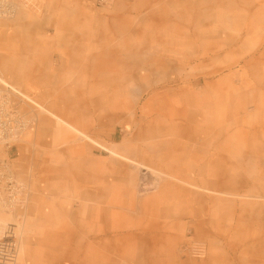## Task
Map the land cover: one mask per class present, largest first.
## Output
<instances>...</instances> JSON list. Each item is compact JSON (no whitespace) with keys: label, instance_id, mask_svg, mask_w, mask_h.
I'll list each match as a JSON object with an SVG mask.
<instances>
[{"label":"rangeland","instance_id":"obj_1","mask_svg":"<svg viewBox=\"0 0 264 264\" xmlns=\"http://www.w3.org/2000/svg\"><path fill=\"white\" fill-rule=\"evenodd\" d=\"M111 2H8L15 12L0 27L29 25L26 52L55 58L87 41L86 55L107 65L95 77L78 63L55 79L90 106L87 121L73 124L88 138L72 129L38 138L29 122L0 140V171L20 186L15 204L0 205V239L15 229L21 264H264V0ZM2 52L13 61L31 55ZM125 82L146 89L140 99L118 93ZM0 91L13 111L37 110L11 88ZM105 100L123 109L99 131ZM135 123L156 138L136 140ZM124 157L154 160L160 171ZM72 164L93 186H131L125 177H136L142 195L165 194L143 220L104 236L84 221L91 213L80 206ZM8 186L0 180L4 200Z\"/></svg>","mask_w":264,"mask_h":264},{"label":"bare ground","instance_id":"obj_2","mask_svg":"<svg viewBox=\"0 0 264 264\" xmlns=\"http://www.w3.org/2000/svg\"><path fill=\"white\" fill-rule=\"evenodd\" d=\"M7 2V3H6ZM9 0H0V22L5 19H9L14 14L13 6L8 3ZM13 32H7L10 28L8 24L1 25L0 27V61L2 70H0V84L5 87L11 88V90L18 94L22 99L31 102L37 107V110L32 107L31 110L22 111L16 121L18 125L22 122V126L18 127L14 131V136L18 137L22 130H25L29 126V122L33 124L34 134L38 133V138L43 136H48L50 134H65L70 131V129L78 132L79 135L84 137H89L85 132H81L75 125H79L81 121L85 122L88 119V116L92 114L90 106L86 105V100L82 99L76 92H72L69 89L58 90L60 88L59 83H57V77L65 73V71L71 67L78 64L80 67L87 69L91 76H98V69L103 68L107 65V60L98 59L95 56L86 55V50L90 47L89 43L85 41L82 44L78 45V49L73 52L64 51L61 56L54 58L48 50L36 49L34 51L25 50V46L28 45L27 30L29 25H17ZM121 34V32H120ZM13 44V45H12ZM4 48L5 53L13 54L16 53L19 56H27L31 54L29 59L25 58H16L14 61L6 57L2 52ZM4 56H3V54ZM86 56V61L83 59ZM91 60V63L88 61ZM28 63V70L30 71V76L24 78L22 75L24 71V63ZM160 63V62H159ZM23 70V71H22ZM5 74V75H4ZM136 73H128L127 77H133ZM2 75V76H1ZM147 77V76H146ZM142 76V78H146ZM7 78V79H6ZM56 79V81H55ZM13 81V82H12ZM143 84L144 82L141 81ZM129 84L125 82L124 88H118V93L123 94L124 98L134 96L138 99L145 92V88L138 86L137 89L131 90L128 86ZM151 95H155L159 90L155 83L149 84L148 86ZM42 90V95L31 96L28 92ZM60 92H58V91ZM7 92V91H6ZM0 91V98H1ZM8 93V92H7ZM9 98V110L0 103V138H4L6 135L5 131L11 132L10 127H13V110L15 109L13 100L10 96ZM2 99V98H1ZM105 105H102L103 114L101 119L98 120L96 126H98L99 131L102 129V126L107 123V120L113 113L120 112L123 107L119 103L111 102L109 100L104 101ZM124 104V101L122 102ZM34 111V113H32ZM46 114L50 116H46ZM147 119L156 120L158 117H153L152 112L147 113ZM53 118L56 125H58L57 132L51 133L50 125L52 124ZM91 122V120H89ZM16 123V124H17ZM83 124V123H82ZM176 125H179L176 123ZM136 130L134 132V137L136 140H141L142 138H147V140H152L156 138L157 134L155 132L144 131L142 127L138 126L135 123ZM33 134V135H34ZM9 137V136H8ZM154 147L149 146L147 152L151 153L152 156H157V152L154 151ZM140 148L139 150H142ZM122 150V146L115 145L111 147L110 151L113 155H118ZM146 152V151H145ZM137 153H134L136 155ZM132 153L130 154V156ZM139 156V155H138ZM130 162H135L138 164L146 165L148 168L155 171H160L155 169L156 164L154 160L144 159L136 160L131 159L130 157H124ZM67 171L66 169H62ZM71 180L75 182L74 190L78 194V199L81 208L84 210H89L91 216L85 217L84 221L86 225L92 226V229L96 232H101L102 235L108 236L114 230L117 232H124L127 228L123 223L127 221H133L141 218L143 220L146 211L149 208V204L154 203L159 197H163L165 192L162 190L160 193L153 196L142 195L140 187L138 186V181L136 177H125L128 178L131 182V186H125L123 184L115 186H93L90 184L92 180L90 177L88 180L82 178L81 173L78 171V167L75 164H72L71 169L69 170ZM81 171V169H80ZM78 176V177H76ZM84 181L82 182L81 180ZM69 180V179H68ZM80 181L82 182L80 184ZM90 181V182H89ZM2 200H0V205H3ZM140 215H137V214ZM142 214V216H141ZM90 219L91 222H88ZM156 228H161V226L154 225ZM2 233V232H1ZM18 243V240H16ZM19 254H20V244L17 245L16 258L14 259V264L19 263ZM173 264V262H172Z\"/></svg>","mask_w":264,"mask_h":264},{"label":"built area","instance_id":"obj_3","mask_svg":"<svg viewBox=\"0 0 264 264\" xmlns=\"http://www.w3.org/2000/svg\"><path fill=\"white\" fill-rule=\"evenodd\" d=\"M111 1L113 0H99V3L102 5H105L108 3H112ZM1 98H0V103L2 105V108L4 109V107H6L9 110L8 99L3 94H1ZM12 114L14 115L13 116L14 119H13V127H10L11 132L8 133L9 129L8 131H5V134H8V135H6L4 138H0V140L6 141L12 137H15L14 131L17 129V126L18 127L22 126V122H20V125H18V123L16 122L18 121L17 119L20 116L18 115L19 112L13 111ZM1 175H3L2 178H1ZM0 180H4V182L7 181V183L9 184V186L6 188L8 199L4 200V198H2L1 193H0V200H2L4 206H7V207L12 206L13 204H15L16 200L18 199V195L20 194L19 193L20 186L19 184L14 182V179L12 176L5 175L1 171H0ZM17 245L18 243L16 242V238H15V229L11 227L6 228L3 233V237L0 239V264H14V261H15L14 259L16 258Z\"/></svg>","mask_w":264,"mask_h":264}]
</instances>
